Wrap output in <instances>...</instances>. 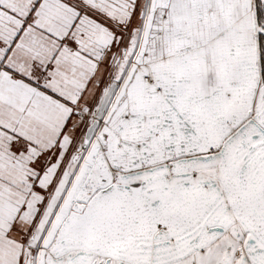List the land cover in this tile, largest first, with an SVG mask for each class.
Returning <instances> with one entry per match:
<instances>
[{
  "label": "snow or ice",
  "instance_id": "obj_1",
  "mask_svg": "<svg viewBox=\"0 0 264 264\" xmlns=\"http://www.w3.org/2000/svg\"><path fill=\"white\" fill-rule=\"evenodd\" d=\"M0 264H264V0H0Z\"/></svg>",
  "mask_w": 264,
  "mask_h": 264
}]
</instances>
